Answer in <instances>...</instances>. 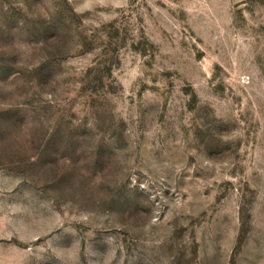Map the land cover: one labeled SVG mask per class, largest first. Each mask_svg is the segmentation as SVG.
<instances>
[{
  "label": "rangeland",
  "instance_id": "374dc122",
  "mask_svg": "<svg viewBox=\"0 0 264 264\" xmlns=\"http://www.w3.org/2000/svg\"><path fill=\"white\" fill-rule=\"evenodd\" d=\"M0 264H264V0H0Z\"/></svg>",
  "mask_w": 264,
  "mask_h": 264
}]
</instances>
